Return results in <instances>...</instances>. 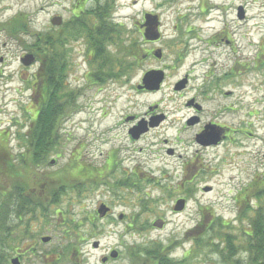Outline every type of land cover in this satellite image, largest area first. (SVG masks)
Returning a JSON list of instances; mask_svg holds the SVG:
<instances>
[{
	"label": "rangeland",
	"instance_id": "rangeland-1",
	"mask_svg": "<svg viewBox=\"0 0 264 264\" xmlns=\"http://www.w3.org/2000/svg\"><path fill=\"white\" fill-rule=\"evenodd\" d=\"M106 1L112 7L107 22L119 24L121 44L131 46L132 56H136L131 59V55H125L121 76L112 77L111 74H118L120 70L118 62L113 61L121 55L115 44H106V54L94 62L95 68L104 67L103 73L98 70L87 78L83 73L86 68L79 67L75 74L67 75L69 89L78 94V107L57 130L50 155L29 170L20 167L18 160H11L27 174L22 178L31 181L32 192L29 193L37 202L57 201L50 207L45 226L42 221H28V217H23L22 221L13 215L9 217L8 212L12 211L7 209L12 226L20 223L23 228L28 222V235L19 236L17 240L22 243L17 245L21 250L25 248L23 252L30 247L33 250L19 257L20 264H45L44 258L54 257L56 252L62 253L64 258L66 252L62 250L68 246L81 264H129L130 250L135 249V253L142 255L144 249L157 244L169 246V258L179 260V264H223L226 260L222 254L210 253L208 243L215 238L209 245L216 244L226 236L234 249L232 261L246 264L249 258L242 235L248 221L238 219L242 207L238 205L237 194L264 171V0ZM214 4L222 10L213 8ZM237 6L244 9L242 20L236 17ZM145 13L160 16L162 36L155 44L146 42L142 35L140 24ZM38 20L42 24L45 16L39 15ZM39 27L42 25L32 30ZM157 48L162 52L160 62L153 56ZM149 50L151 58L142 60ZM15 66L13 63L12 67ZM158 67L164 68L167 74L159 90H137L143 74ZM231 70L234 76L229 74ZM207 73L212 75L211 82L218 78L226 87L225 91L233 87L232 83L237 84L234 88L239 94V115L232 117V122L226 117L227 123L231 122L234 129L252 133V137L242 132L236 135L241 143L230 149L231 153H238L232 166L205 161L212 153L219 154L221 149L207 151L195 164L191 157L196 147L190 143L194 131L189 128L180 132L186 114L183 102L189 92L176 94L173 86L188 74L192 88L196 89ZM3 77L10 79L7 74ZM12 83L0 82V91ZM154 104H158L155 114L167 115L166 121L139 141L129 142L125 127L120 125L124 116H142L148 106ZM16 113L13 104L4 105L0 93V131L16 129L11 122L20 117ZM164 139L167 140L165 145ZM5 141L9 143V154L15 156L20 150L25 151L14 136ZM167 147L174 148L181 158L167 157ZM110 152L116 157L111 156L106 162L104 170L110 173L103 178L105 186L97 190L87 178L91 174L86 168L90 164L101 166ZM199 157L200 153L196 158ZM185 160L191 162L182 171L180 164ZM83 167L85 170L81 173ZM133 171L139 177L137 188L131 182L135 177ZM72 173L80 181L67 178ZM64 175L67 176L64 182L51 179ZM183 176L192 179L191 183L180 186ZM84 177L85 180H81ZM5 180L0 182V191L8 193ZM42 185L46 191H40ZM64 185L66 189L60 190ZM207 186L211 189L204 191ZM56 193V197L50 199ZM184 195L187 202L183 210L174 211L175 200ZM4 201L0 197V203ZM102 202L113 209L114 219L98 217L96 211ZM144 204L148 205L146 211ZM119 214H123L122 220ZM216 219L220 220V228ZM157 220L163 221L161 228L153 226ZM70 226L73 230L68 238L65 230ZM20 227L17 230H21ZM44 236H49L50 240L42 242ZM199 238L200 247H195ZM94 243H97L95 247ZM112 250L117 252L115 258L110 257ZM193 250H198V254L192 255ZM15 253H10L8 264ZM66 256L68 258L69 253ZM104 257L106 260L102 262Z\"/></svg>",
	"mask_w": 264,
	"mask_h": 264
},
{
	"label": "flooded vegetation",
	"instance_id": "flooded-vegetation-1",
	"mask_svg": "<svg viewBox=\"0 0 264 264\" xmlns=\"http://www.w3.org/2000/svg\"><path fill=\"white\" fill-rule=\"evenodd\" d=\"M238 7H236V17ZM111 8L106 0L102 2L99 0H0V82H15L8 87L5 85V88L0 91L1 101L5 106L8 103L13 104L16 107L17 116H20V119H13L11 121L16 128L14 131H0V182L6 179L9 188L8 193L7 191L6 193L0 191V197L3 200L10 201L14 200L17 195L21 196L22 191L19 190V193L16 190L17 183H28L24 195L31 194L29 193L32 189L30 185L31 181L27 180V178H22L27 174L20 167L25 164L32 167L30 164V153L33 140L39 134H43L36 130L35 126L42 106L47 102L49 97V83L56 81L59 84L58 94L59 103L61 104L64 98L68 99L69 96H72L77 100L78 96L76 90L69 89L67 75L75 74L79 67L86 68L83 73L87 78L98 70L103 73L104 67L99 66L95 68L94 62L106 54V44H110L112 25L110 22H107V18ZM213 8L222 10L221 6L217 4H214ZM41 14L45 16L42 24L38 20V16ZM158 18V28L162 36L160 30L162 23L159 15ZM18 23L23 25L21 27L15 26ZM38 25H42V27L32 30V27H37ZM12 27H14L13 31H11ZM140 28L142 29L141 24ZM148 43L155 44L156 42ZM151 54L152 51L149 50L142 56V60L150 59ZM182 58L183 56L180 57L181 60H183ZM162 59L163 57L159 59L155 58L157 62H160ZM26 62L30 63L26 64ZM13 63H16L15 67H12ZM199 64L203 65L201 61ZM156 70L164 72V68L159 69L158 67ZM4 74L10 76V79H7V77L4 79ZM229 74L234 76L232 70ZM211 76L208 73L204 75L201 86L196 89L192 88L188 74L182 78L185 79V84L181 89H175V85L180 80L174 84V93L189 92L190 94L185 97L183 102L186 114L180 132H184L189 128L194 131L190 143L196 147V151L191 157L195 160V164L207 151L221 149L222 151L219 154L212 153L211 157L205 161L207 163L210 162V164L216 161L218 166H232L234 156L238 153H231L230 149L239 146L241 143L236 135L242 132L244 135L252 137V133L234 129L231 123L232 117H238L239 115L237 103L239 102V94L234 88L237 84L232 83L233 87L225 91L226 87L219 82L218 78L212 82L210 81ZM166 77L167 74L165 73L164 79ZM137 85L139 86V84ZM63 86L65 90H61ZM138 86H136L137 90H146ZM64 92H66V97ZM8 95L11 96L7 98ZM224 100H229V102L224 103ZM207 104H211L212 106L207 107ZM157 111L158 104H154L148 106L147 112L142 114V116H138L137 114L124 116L120 125L125 127L129 142L134 143L139 141L150 131H153L166 121L167 115L162 113L155 114ZM247 114L251 115L249 111ZM226 117H229L230 123H227ZM142 122H145L142 127L147 128L146 131L140 133L137 137H133L131 133L136 134L134 129ZM151 122H157V124L149 126ZM60 125L57 127V130ZM211 131H214L217 136L216 142H213L214 136L209 135ZM52 135H54V131ZM200 135L205 136L200 138ZM11 136L17 139L18 146L24 147V152L20 150L15 156L9 154V143L5 140L11 138ZM162 142L164 145L167 144V140L165 139ZM198 153H200V157L196 158ZM165 155L169 158H181L182 156L172 147L165 149ZM111 156L116 157L115 153L110 152L101 166L95 167L90 164L86 168L91 174L87 178L92 182L94 188L97 187V190L106 184L103 178L110 172H105L104 169L106 162ZM11 160H18L21 166H16L11 163ZM190 162L189 160H185L180 164L182 171L186 170ZM38 165L35 164L34 166ZM95 171L98 172L96 173ZM133 174L135 177L131 178V182L137 188L139 177L135 171H133ZM16 176L18 177L16 178ZM74 178L78 179L77 176H74ZM85 178L81 180H85ZM257 178L259 179L258 182L264 183V171L252 180H256ZM191 181L192 179H187V177L183 176L179 185L184 186L191 183ZM39 188L41 192L46 191L43 185ZM185 191L187 193L188 189H185ZM183 197L178 199L184 200L185 206L187 198L186 195ZM105 203L102 202L101 204L108 207L107 203ZM108 208L109 210L106 211L103 217H98L101 219H114L113 209ZM122 216L123 214H119L118 218L121 219ZM160 221L163 223L162 220ZM131 226L132 224L127 225L128 228ZM23 254V250L18 249L15 257L20 259L19 257L23 256Z\"/></svg>",
	"mask_w": 264,
	"mask_h": 264
},
{
	"label": "trees",
	"instance_id": "trees-1",
	"mask_svg": "<svg viewBox=\"0 0 264 264\" xmlns=\"http://www.w3.org/2000/svg\"><path fill=\"white\" fill-rule=\"evenodd\" d=\"M23 24L18 23L15 26L21 27ZM119 24H114L112 22L111 28V39L110 43L115 44L119 49L118 54L119 56L113 62H118L117 64L120 66V70L118 74H111L112 77L114 76H121L124 69H121V63L123 62V57L125 55H131V59L135 58L132 53L131 46H123L121 44L120 38V30L118 29ZM14 27L11 28L13 31ZM10 31V30H9ZM126 47V48H125ZM127 49V50H126ZM122 59V60H121ZM104 65V64H103ZM59 84L56 81H52L49 83V97L47 102L42 106V109L39 113L38 120L36 122V130L43 133L42 135H38V137L34 138L31 150V166L35 164L43 163L46 158L50 155L52 151L53 145L57 140L56 130L57 127L62 124L63 121L77 109V102L74 97L69 96L68 99H63L62 103H59ZM61 90H65L63 86ZM65 97H66V92ZM64 97V96H63ZM54 131V135L53 134ZM46 146V148H45ZM45 148V150H43ZM24 167H28V170L32 167L24 165ZM84 167L80 171L83 173ZM18 176H16L17 178ZM67 176L64 175L62 178H51L52 181L60 180L64 182V179ZM74 177V174L68 175L67 178ZM263 177V176H262ZM261 177V178H262ZM257 180V181H256ZM252 180V182L248 185H245L243 189H241L237 194L238 205L242 207L239 209L242 213L239 215L238 219L242 221V219L246 218L248 223L246 228L243 229V237L246 243V251L249 258V261L246 264H264V183L258 182L259 179ZM28 183L24 182L23 184H16V190L22 191L21 196L17 197L9 202L4 201L0 203V264H8L9 263V256L10 253L13 251H17L19 246L17 244L22 243V240H17L19 236L23 238L28 235V222L23 225L21 228L20 223L16 225L10 224V219L7 217V209L9 208L12 213L8 212V216L10 217L13 215L18 221H22L23 217H28V221H42V225L45 226L46 221L48 220V215L50 211V207L52 205H56V199L53 201L48 202H37L34 199L33 195H24L25 189L27 188ZM63 184V183H62ZM53 185L49 188V192L54 187ZM66 189V186H62L60 188ZM20 193V192H19ZM46 196V199L48 198ZM57 193L54 194L53 197L50 196V199L56 197ZM30 197V198H27ZM45 199V198H44ZM45 199V200H46ZM240 201V202H239ZM144 211L148 209V205L144 204ZM42 219V220H41ZM206 219V218H205ZM203 221V220H202ZM214 221L211 220L210 223ZM220 220L216 219V225L218 226ZM224 222V221H223ZM202 224V222L200 223ZM222 227L224 223H221ZM18 226L21 230H17ZM220 228V225L218 226ZM43 229V228H42ZM70 230L72 231L73 228L70 226L65 230L66 237L70 238ZM19 241V242H18ZM208 247H210V253L214 254H222V257L226 260L223 264H241L238 261H232L231 257L234 254V249L231 244V239L226 236L224 239H218V242L213 245L211 242L215 241L214 239H209ZM69 242V240H68ZM202 242L201 238L195 242V247L200 245ZM220 243V244H219ZM70 245V244H69ZM200 247V246H199ZM207 247V246H206ZM25 248H23L24 250ZM131 249V248H130ZM33 249L31 247L28 251H24V255L27 253H31ZM135 250V249H134ZM134 250H130L128 254L129 264H179L178 261H174V259L169 258L170 255V247L163 246L161 244L154 245L153 247L144 249V254L140 255L139 253H135ZM63 252H66L64 258L62 253L56 252L54 257H45V264H81L76 258L73 257L72 253L74 250L71 249L70 246L67 249H63ZM227 252L226 255L223 254ZM69 256L67 258L66 254ZM192 255H197L198 250H193L190 252ZM192 257V256H191ZM186 259V258H184ZM183 259V260H184ZM185 261V260H184ZM181 262H183L181 260Z\"/></svg>",
	"mask_w": 264,
	"mask_h": 264
},
{
	"label": "water",
	"instance_id": "water-1",
	"mask_svg": "<svg viewBox=\"0 0 264 264\" xmlns=\"http://www.w3.org/2000/svg\"><path fill=\"white\" fill-rule=\"evenodd\" d=\"M244 9L242 6L238 7V14L237 17L238 19L242 20L245 16L244 14ZM158 24H159V20H158V16L156 14H151V13H145L144 14V22L141 24V27L143 28V38L146 41H150V42H154L157 41L160 38V31L158 30ZM162 52L161 49H156L153 52V56L156 57L157 59L161 58ZM30 62H26V64H29ZM164 78V73L162 70H156V69H151L146 71L142 78H141V85H139V88H143L146 90H150V91H155L158 90L160 88V84L162 83ZM185 84V79L180 80L176 85H175V89H181ZM143 124H145V122L139 123L138 126L134 129V131H136V134H132L131 135L133 137H137L140 133H143L146 131L147 128H143ZM157 122L155 123H149V126H154L156 125ZM209 135L214 136L213 138V142L217 141V136L215 134L214 131H211V133ZM205 135H200L199 137H204ZM54 161H51V163H53ZM211 188L210 187H204L203 190L204 191H209ZM184 207V200L182 199H178L173 207L174 211H181ZM109 208L106 207L104 204H101L98 209H97V213L99 217H103L106 213V211H108ZM162 222L160 220H157L155 222H153V226H157V227H162ZM50 240L49 236H44L41 237V241L42 242H48ZM97 245V243H94L93 246L95 247ZM117 256V252L112 250L110 252V257L111 258H115ZM106 257H104L102 259V262H105ZM11 264H20L19 259L17 257L12 258L10 260Z\"/></svg>",
	"mask_w": 264,
	"mask_h": 264
}]
</instances>
